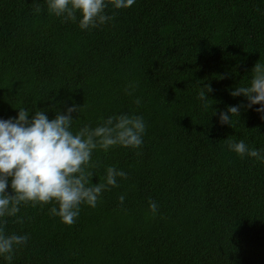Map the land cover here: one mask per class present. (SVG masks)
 I'll return each mask as SVG.
<instances>
[{
	"label": "trees",
	"instance_id": "1",
	"mask_svg": "<svg viewBox=\"0 0 264 264\" xmlns=\"http://www.w3.org/2000/svg\"><path fill=\"white\" fill-rule=\"evenodd\" d=\"M38 3L37 13L35 0H0V118L24 106L52 119L75 104L74 130L126 113L146 132L138 149L93 153V183L109 166L127 178L81 205L74 224L53 204L7 218V234L29 237L12 264H264V162L227 147L264 149V119L253 105L232 127L219 122L247 104L229 93L264 62V0H135L90 30ZM205 85L214 115L197 98Z\"/></svg>",
	"mask_w": 264,
	"mask_h": 264
},
{
	"label": "clouds",
	"instance_id": "2",
	"mask_svg": "<svg viewBox=\"0 0 264 264\" xmlns=\"http://www.w3.org/2000/svg\"><path fill=\"white\" fill-rule=\"evenodd\" d=\"M35 12L41 8L35 0ZM48 11L64 22L78 23L81 30L97 28L113 19L106 11L126 9L135 0H45ZM79 14V15H78ZM249 82L230 91L232 97L243 95L246 105H230L219 112V122L232 127V117L240 119L241 107L255 109L264 119V62L260 60L251 70ZM210 85L200 87L197 98L204 110L212 108L208 93ZM131 94V93H129ZM140 100L137 98L136 103ZM82 106L72 104L65 112L57 111L50 119L44 110H36L29 116L30 109L17 108L18 114L8 119L0 118V260L12 264L18 248L28 242L27 234H7V218H17L21 207L29 203L53 204L50 212L62 223L72 225L80 215L81 205L95 208L110 186H118V177L127 178V173L115 166L106 169L104 182L93 183L96 176L93 153L108 152L115 146L138 149L142 146L146 123L142 116L120 114L101 118L95 127L84 125L73 129V113H80ZM214 109V108H212ZM214 109V114H216ZM81 114V113H80ZM227 147L241 158L251 157L264 162V149L249 147L243 140H228ZM9 185L11 194L9 193ZM125 196L119 201L123 204ZM58 205V207L56 206ZM158 204L149 201L152 215L158 213Z\"/></svg>",
	"mask_w": 264,
	"mask_h": 264
}]
</instances>
